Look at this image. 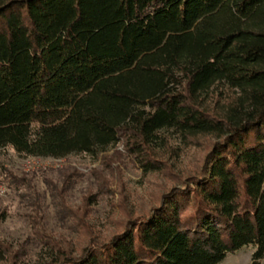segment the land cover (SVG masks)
<instances>
[{
	"label": "trees",
	"instance_id": "16d2710c",
	"mask_svg": "<svg viewBox=\"0 0 264 264\" xmlns=\"http://www.w3.org/2000/svg\"><path fill=\"white\" fill-rule=\"evenodd\" d=\"M220 81L239 91L221 112L201 100ZM168 128L213 134L200 166L145 209L121 197L107 236L85 194L67 211L77 238L38 230L40 264H217L246 244L262 264L264 0H0L1 147L105 157L122 143L156 170ZM25 256L0 239V264Z\"/></svg>",
	"mask_w": 264,
	"mask_h": 264
},
{
	"label": "rangeland",
	"instance_id": "374dc122",
	"mask_svg": "<svg viewBox=\"0 0 264 264\" xmlns=\"http://www.w3.org/2000/svg\"><path fill=\"white\" fill-rule=\"evenodd\" d=\"M238 92L220 81L201 95L202 104L221 112ZM162 134L155 153L163 166L156 170H144L122 143L108 149L105 157L88 152L63 157L24 155L10 145L0 146V239L13 252L26 253L20 264H40L48 251L38 230L71 241L77 238L75 219L67 211L77 208L82 197L92 192L87 217L100 236H107L119 217L114 205L121 197L129 209H145L159 193L176 184L179 176L200 166L213 139L212 133L189 135L172 128ZM253 249L252 244L243 245L217 264H248Z\"/></svg>",
	"mask_w": 264,
	"mask_h": 264
}]
</instances>
